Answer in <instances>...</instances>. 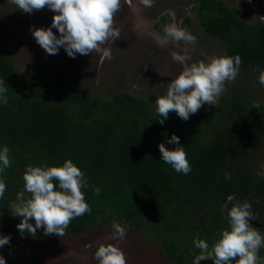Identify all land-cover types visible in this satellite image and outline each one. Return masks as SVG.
<instances>
[{
	"label": "trees",
	"instance_id": "16d2710c",
	"mask_svg": "<svg viewBox=\"0 0 264 264\" xmlns=\"http://www.w3.org/2000/svg\"><path fill=\"white\" fill-rule=\"evenodd\" d=\"M192 1L203 33L224 53L239 55L242 64L215 106L187 121L169 114L163 124L147 100L127 92L90 98L53 60L20 77L0 21V79L8 89V103H0V146L10 148L12 161L0 173L7 186L0 199V235H10L0 248L6 264H29L42 244L53 247L113 222L146 234L169 263L193 264L200 251L194 237L211 248L228 228L221 207L230 194L249 200L256 217L250 223L264 232V178L258 175L264 160V87L254 71L264 69V23L247 24L219 0ZM253 101L259 109L251 108ZM173 134L191 164L187 175L161 159L158 145L173 150L176 145L167 143ZM67 159L85 174L88 187L82 191L91 212L73 219L62 237L44 235L42 228L36 237L21 235L16 225L22 218L12 215L11 204L23 188L26 167L58 166ZM259 255L264 258V248Z\"/></svg>",
	"mask_w": 264,
	"mask_h": 264
},
{
	"label": "clouds",
	"instance_id": "9594fccd",
	"mask_svg": "<svg viewBox=\"0 0 264 264\" xmlns=\"http://www.w3.org/2000/svg\"><path fill=\"white\" fill-rule=\"evenodd\" d=\"M251 2V0H249ZM19 10L32 13L34 10L49 9L54 15L51 26L45 28L33 27L32 35L36 43L50 55L58 54L63 47L69 57L77 54L88 55L93 52L112 59L110 47H105L109 41L120 38V30L115 26V15L121 10V0H12ZM145 8L153 7L155 0H139ZM55 28L59 36L54 34ZM165 36L177 46L183 42L184 55L173 52L172 58L183 65L182 71L168 84L166 94L157 96L155 100L159 123L163 124L170 112L187 121L205 104L215 106L226 91V83L234 82L239 75L242 64L239 55L207 56L204 59L189 63L192 57L188 54V45L197 43L196 37L187 29L177 24L166 25ZM258 83L264 87V69L257 66ZM5 81L0 79V103L6 105L8 91ZM251 108H260L258 101H253ZM168 144H175L173 150L158 145L163 163L170 165L177 173L187 175L191 172V164L187 159L184 146L180 145L179 136L173 134ZM10 148L0 146V173L11 167ZM258 173L264 178V164ZM225 179H231V174L225 172ZM23 188L11 204L13 216L22 219L16 225L21 235L36 237L37 229L42 228L44 235L55 234L62 237L67 234L71 221L91 212L82 189L87 188L84 172L71 159L62 165L33 166L29 164L23 174ZM7 190L5 180L0 178V199ZM96 195L100 188L94 189ZM229 205L231 207L229 208ZM252 204L248 199L242 202L235 195L227 196L221 207V212L227 213L228 228L222 229L220 236L213 245L196 235L193 244L199 249L193 264L202 260H211L214 264H264L259 251L264 248V232L253 227L251 220H256L251 211ZM34 220V224L30 223ZM127 225L113 222L112 239L117 243H101L95 259L98 264H127V258L119 247V241L126 236ZM10 235H0V248L9 244ZM0 264H6L0 255Z\"/></svg>",
	"mask_w": 264,
	"mask_h": 264
},
{
	"label": "rangeland",
	"instance_id": "374dc122",
	"mask_svg": "<svg viewBox=\"0 0 264 264\" xmlns=\"http://www.w3.org/2000/svg\"><path fill=\"white\" fill-rule=\"evenodd\" d=\"M219 1L249 25H254L257 20L264 23V0ZM121 5V10L115 15L120 38L105 45L111 48L112 59L95 52L77 54L72 58L63 47L56 55L47 54L32 35L33 27L51 26L54 15L51 10L45 8L29 14L19 10L12 0H0L4 42L17 74L24 77L36 65L53 60L71 72L73 79L78 80L92 99L107 100L114 93L127 92L147 100L156 109V97L166 94L168 84L182 71L183 65L173 60V52L185 54L183 42L177 46L165 36L163 29L166 25L177 24L196 37L197 43L187 46L192 57L189 63L224 54V48L203 33L197 17V5L192 0H155L151 8L143 7L139 0H121ZM52 31L59 36L55 28ZM210 107L205 104L197 113ZM169 114L176 115L174 111ZM113 232V225H105L69 237L53 247L42 244L41 252H36L29 264H98L95 259L98 246L117 243L111 238ZM118 243L126 255L127 264H171L146 234L126 228V236Z\"/></svg>",
	"mask_w": 264,
	"mask_h": 264
}]
</instances>
